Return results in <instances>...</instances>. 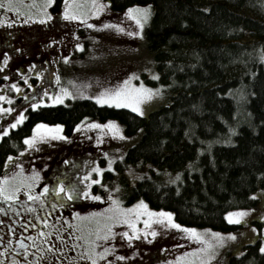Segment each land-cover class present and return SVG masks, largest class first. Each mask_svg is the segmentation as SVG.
<instances>
[{
    "label": "trees",
    "instance_id": "trees-1",
    "mask_svg": "<svg viewBox=\"0 0 264 264\" xmlns=\"http://www.w3.org/2000/svg\"><path fill=\"white\" fill-rule=\"evenodd\" d=\"M103 1L116 12L151 6L143 36L161 75L159 88L173 94L170 104L148 116L90 98L29 108L0 140V178L37 123L62 124L71 135L81 121L116 120L127 136L141 132L125 164L116 165L125 174L124 204L143 200L186 227L235 230L226 214L256 207L264 190V0ZM63 7L50 13L60 17ZM45 75L30 81L29 100L53 92ZM105 180L114 179L107 174ZM260 241L226 264H264Z\"/></svg>",
    "mask_w": 264,
    "mask_h": 264
},
{
    "label": "rangeland",
    "instance_id": "rangeland-1",
    "mask_svg": "<svg viewBox=\"0 0 264 264\" xmlns=\"http://www.w3.org/2000/svg\"><path fill=\"white\" fill-rule=\"evenodd\" d=\"M27 1H29L30 7L25 9L27 10L26 16L27 18L31 16L32 21L29 22L28 29L23 28V32L19 34L21 38L27 31L35 42L41 39L45 40L44 44L46 41L49 43L55 41L56 43L49 46L40 44L36 49L33 46V50L28 48L22 54L16 53L15 45L9 51H0V73L3 74V77H7L0 84V96L4 97L3 100H0V103L6 102V105L2 106L1 109H14L10 113L0 112V133L8 129V134L11 130L8 125L15 121L20 112L25 115L26 111L32 108L30 105L33 103L37 107L57 105L52 103V99L55 98V93H59L63 88H67L72 93V96L63 97V103H65L68 99H93L92 97L99 96L104 90L123 86L124 82L128 81L127 87L129 89L139 88L143 85L153 90L158 89L160 92V95H153L152 100L141 105L144 112L142 116H148L160 107L170 104L173 94L171 91L159 88L163 87L161 75L156 67L155 56L148 50L147 41L143 36V29L147 21L143 23V28H140L135 20L125 15L127 10L112 11L103 0H97V3L105 5L104 11L100 12L99 15H92V0H75L76 3L81 5L80 10L84 13V18L81 21H66L60 16L55 20L57 15L52 13L54 19L49 23L56 29L44 35L42 26L45 25L39 23L38 19L33 18V16L41 14L40 9L44 6L45 0H22L21 3H16L15 7L21 10ZM62 2L63 0L60 2L55 0V4L51 9H54L58 4H62ZM88 24L96 25V27L89 28ZM103 24L119 25L123 31H119L115 27L103 28L101 27ZM129 32H140L141 35H128ZM13 33L16 34L17 29H13L12 25L0 26V35L9 34L10 37ZM77 43L82 45L80 49L75 47ZM39 51H41V55L37 56ZM5 53L9 57L7 65L3 63ZM64 56L69 57L67 63L62 59ZM38 57L41 58V61L35 62L34 60H37ZM46 59L49 63L45 61ZM30 65H35L34 73L39 71L42 76L44 74H47L45 77L50 76L51 82L49 85L53 87L51 98L38 95L35 99H25V97L29 98L30 93L28 89L31 83L30 73L32 72L29 71ZM18 66H22L24 71L18 73ZM56 76L60 77L59 81L56 80ZM25 77L28 83H25ZM13 84L17 85L20 90L16 91ZM39 91L40 89L37 90V92ZM9 98H11V103H9ZM41 99L44 100L43 104L39 103ZM103 105L116 107L110 104ZM119 108L132 111L129 107L121 106ZM108 121L93 120L83 123V125L92 122L106 124ZM112 121H115L119 126V133L122 134L123 138L120 135L114 136L106 128H87L82 125L79 131L74 130L71 135L65 134L62 129V134L67 136L68 140H55L46 137L45 140L38 141L35 148L27 146L18 156L13 157L12 161H7L8 165L4 175L0 178V183H4L5 186L20 187L19 196L25 195L24 185L31 183L33 187L30 191L34 195L44 176L62 164H65L66 168L70 170L77 169L79 172H83L84 178L90 175V179H99L100 183L92 184L89 191L100 195L101 200L95 201L81 196V201L77 203L76 209L72 210L66 219L70 232L74 231L80 237L94 239L95 229L98 226L102 227L106 218L117 212V208L113 206V200L119 202V209L133 208L138 203L124 204L125 189L121 184L126 180L123 176L125 174L119 176L116 165L125 164L123 162L124 158H126L129 149L141 138V132H137L133 136H127L124 126L119 121ZM2 137H0V140ZM97 139L101 140L102 143L97 144ZM105 153H107V156H105ZM109 160L112 161L111 169L108 168ZM65 161H68V163H65ZM79 162H82L83 166L78 169L76 164ZM97 166L103 169L100 174L92 172V168ZM33 170L39 173V180L33 178ZM129 173L132 179L138 177L136 171ZM107 174L113 176L114 180L112 182L105 180ZM5 176L9 178L7 181H4ZM83 182L82 189L87 187L89 181L84 179ZM109 196L112 197V200L108 198ZM257 197L259 198L258 205L250 209H244L248 212V215L240 223H230L226 218L229 224L238 226L235 230L214 231L195 228L198 233L214 245L216 241L211 235L212 232H220L225 235L233 233L236 235L235 240L225 239L222 247L216 246V259L209 261L208 264H226L230 255L240 254L247 244H254L259 238L261 239L260 245L264 244V219H262L264 217V190H259ZM146 211L159 212L147 206V209L133 208V211L127 215L135 219L137 213H139L140 219L136 221V226L139 229H145L143 221L149 219L145 214ZM74 212L79 213L80 217H85V219L74 218L72 215ZM91 213H97L98 215L93 217L89 215ZM151 219L155 221L158 218L152 217ZM173 220L175 221L174 218ZM152 227L158 231L155 238L149 235L145 240L143 239L144 232H140L138 235L141 236V239L133 238L131 246H129L126 239H121L117 235L114 240L107 242L96 240L95 243L98 245L96 251H101V247L106 244L116 246L115 254L110 252L106 257V259L113 261L112 264H176L178 257L181 258V264H189V262L199 264L200 259H206L204 253L194 252L195 249L203 248L204 244L190 238L182 230L164 229L156 223H153ZM113 230L116 233L127 231L131 235V229L127 224H116L113 226ZM148 231H151V229H148ZM149 240L151 243L148 242ZM81 241L86 248L91 247V245L85 244L83 239ZM184 253H189V255L185 257ZM117 255L124 256L126 259L118 260L116 259ZM87 261L91 264L90 260Z\"/></svg>",
    "mask_w": 264,
    "mask_h": 264
},
{
    "label": "snow or ice",
    "instance_id": "snow-or-ice-1",
    "mask_svg": "<svg viewBox=\"0 0 264 264\" xmlns=\"http://www.w3.org/2000/svg\"><path fill=\"white\" fill-rule=\"evenodd\" d=\"M64 2V7L63 11L60 14L62 18L66 21H81L84 18V13L80 10L81 5L76 3L75 0H63ZM55 4V0H45L44 6L40 9L41 15L38 17V21L41 24H45L48 21H52L54 19L53 15L48 11L50 7H52ZM92 15H99L100 12L104 11L105 5L103 3H97V0H92ZM0 8H15V11L20 13V15H24V13L20 12V9L18 7H15L11 3V0H8V2L5 3H0ZM125 15L130 16L137 25L140 28H143V23L148 20V18L151 15V6L150 5H145L143 7L135 6V7H129L125 13ZM32 17H29V20H31ZM25 23H28L29 21H24ZM6 23L5 20H0V24ZM10 26V24L8 25ZM89 28H94L96 25L88 24L87 25ZM103 28H108V27H115L119 31H123L122 28H120L119 25H109V24H103L101 25ZM128 35H135V36H140V32H129ZM52 43H55L53 41ZM77 49H80L82 47L81 44L77 43L75 45ZM19 51V49H17ZM62 59L67 63L69 60L68 56L62 57ZM9 60V57L7 53L4 54V61L3 63L7 65ZM35 69V65H30L29 66V71H33ZM36 77L39 79L41 78V72L36 71L35 72ZM7 79V77H5ZM56 80L59 81L60 77L56 76ZM25 83H28L27 78L25 77ZM128 81L124 82L123 86H117L114 89H106L99 96H94L92 97L93 99L96 100L97 103L99 104H110V105H115L117 108L124 106V107H129L132 109L133 112H137L140 115H143V109L141 108V105L145 103L146 101H150L153 98V95H160L159 90H153L150 88H146L143 85H141L139 88H132L129 89L127 87ZM29 87H32L31 84H29ZM13 88L16 89V91H19V87L15 84H13ZM44 96L46 97H52L53 94L48 92L47 90H44L43 93ZM65 96H72V93L69 92L67 88L61 89L59 93H55V98L52 99V103L59 104L63 103V97ZM75 98V97H73ZM4 97L0 96V100H3ZM25 99H29L28 97H25ZM9 103H11V98H9ZM39 103L43 104L44 100L41 99ZM33 109L37 107L35 103L30 105ZM14 109L10 108H4L0 109V112L4 113H10L13 112ZM27 117L24 115L23 112H20L19 115L16 116L15 121L11 124L8 125V128L14 129L17 127L18 124H20L23 120H25ZM87 119V118H85ZM83 125V121L81 123L77 124L75 126V130L79 131ZM84 127L87 128H106L110 132L113 133V135H120L121 138H123L122 134L119 133V126L116 124L115 121L109 120L106 124H99L96 122H92L88 125H83ZM62 129L63 125L62 124H55V125H47L44 123H37L35 127L33 128V135L30 137L24 138L23 143L27 145L29 148H35L36 144L38 141H43L46 139V137H50L51 139L55 140H68L69 138L67 136H64L62 134ZM8 129H5L2 133H0V137L7 135ZM102 143L101 140L97 139V144ZM105 156H107V153H105ZM13 157L9 156L7 158V161H12ZM7 161L5 166H7ZM65 163H68V161H65ZM108 168H112V161L109 160L108 162ZM103 171L100 167H93L92 172H95L97 174H100ZM32 176L35 180H39V173L33 170ZM9 178L7 176L4 177V181H7ZM85 180L89 181L87 187L85 188H80L76 184H72L70 186H67L64 184L63 180H60L58 185H54L52 191L55 193L56 196H60L61 194L63 197L66 198L67 201L71 202L74 199H76L79 196H83L85 199H91L95 201L101 200L100 195L93 194L89 191L90 187L92 184H99L100 180L99 179H90V175L86 176L84 178ZM177 179H179V175H177ZM33 187V184L29 183L27 185H24L25 189V194L27 195V198L29 201L32 200H38L40 201L41 204L44 203L42 200V196L44 193H48L50 191L49 185L44 184L43 185V193H38L36 196H33L31 193V189ZM106 187V186H105ZM21 192L20 187L16 186H5L4 183H0V198H2L6 202H11V201H17L19 199V193ZM110 200H112V197H108ZM119 202L113 200V206L117 208V212L113 215H110L106 218L105 223L103 226H98L95 229V238L94 239H87L84 237H76L77 240L83 239L85 244L91 245V247L85 249L86 255H81L79 259L81 260H90L91 264H98L99 260H105L106 264H112V261H107L106 257L107 255L112 252L115 254V247L112 244H106L105 246L101 247V251L97 252L96 248L98 245H96L95 241L96 240H103L105 242L109 240H114L117 235L121 237V239H126L129 242V246H131V241L133 238L135 239H141V236L138 235L140 232H144L143 239L147 240V237L151 235L153 238H155L158 235V231L156 228L152 227L153 223L159 224L162 228L168 229V228H174L177 230H182L184 233H187L190 238L195 239L197 241H200L204 244L203 248L200 249H195L194 252L197 253H204L206 259H200L199 264H208L209 261L215 260V248L216 246H223L225 243V239L227 240H235L236 235L233 233H228V234H222L220 232H212L211 235L212 237L215 238V245L213 243H210L202 234L198 233L197 229L191 228V227H184L179 223H176L173 220V213L171 212H166L164 210H160L159 212H151V211H146V215L149 217V219H144L143 223L145 225V229H139L136 226V221L140 219V214L137 213L135 219L127 215L128 213H131L133 211V208H143L147 209V205L143 200L139 201L136 205L133 206V208L129 209H119L118 207ZM59 206L61 208L66 207L67 205L62 202H57V204L53 205ZM32 205L28 206V211H33ZM74 218H79V219H85V217H80L79 213H73L72 214ZM90 216H97V213H91L89 214ZM248 215V212L246 210H237L233 212H229L226 214V218L230 223H240L241 220H243L246 216ZM152 217H157L158 219L153 221L151 218ZM38 219H40L38 217ZM264 219V217H262ZM44 224H47L48 221L42 220L41 221ZM116 224H127L128 227L131 229V235L129 232L124 231L121 233H116L113 230V226ZM32 227H35V225H32ZM148 229H151V231H148ZM210 231V230H207ZM255 231V229H253ZM101 233H103L101 235ZM43 235V233H41ZM91 235V234H90ZM63 239V238H61ZM151 243V241H148ZM20 243V242H18ZM21 247H26L24 245H20ZM75 246V245H74ZM62 249H56V251H61ZM259 251L261 253H264V244H262L259 248ZM27 254V253H25ZM189 253H184V256L187 257ZM116 259L118 260H125L126 257L124 256H116ZM176 264H181V258L178 257L176 260ZM191 264V262H189Z\"/></svg>",
    "mask_w": 264,
    "mask_h": 264
},
{
    "label": "flooded vegetation",
    "instance_id": "flooded-vegetation-1",
    "mask_svg": "<svg viewBox=\"0 0 264 264\" xmlns=\"http://www.w3.org/2000/svg\"><path fill=\"white\" fill-rule=\"evenodd\" d=\"M5 2H8V0H0V3ZM21 2L22 0H11V3L15 6L16 3ZM29 7L30 3L27 1L24 8L20 10L24 15H20V13L16 12L15 8H0V20L6 21V23L0 24V26H8L10 24L13 29H17V33L11 34L10 37L9 34L0 35V51H9L15 45L16 53L22 54L24 51H27L28 48L33 50L35 47L36 49L40 44L45 46L52 45V43L48 41L44 44L43 42L45 40L41 39L35 42L27 31L22 35L23 38L19 35L23 32V28L28 29V24L32 21L26 16L27 10L25 9ZM50 9L51 7L48 9L49 12ZM40 15L36 14L33 18L38 19ZM57 18L58 17L55 16V20ZM26 20L29 22L25 23L24 21ZM49 22L50 21L45 23L44 27L42 26L44 35L56 29L54 26H51ZM17 49H19V51H17ZM40 55L41 51L37 53V56ZM34 61L39 62L41 58L38 57V59ZM45 61L48 62V59ZM22 70L24 71V68L18 66V73ZM30 75L31 80L36 77L33 71ZM4 79L5 77L0 73V84ZM4 105H6V102L0 103V109ZM89 162H91V160H89ZM82 166V162L76 164L78 169ZM66 167L65 164L57 166L49 174L44 176L41 183L37 186L35 194L33 195V192H31L33 196H36L38 193H43V185L48 184L50 191L43 194V204L38 200L29 201L28 198H26V194L24 195L25 197L21 195L17 201L11 202H6L0 198V264H89L86 259H79L81 255L87 254H85L86 247L81 240L76 239L79 234L74 231L70 232L69 225L66 222L70 212L75 210L77 203L81 201L80 197L82 195L69 202L62 194L56 196L52 191L54 185H58L60 180H63L64 184L67 186L76 184L78 187H82L84 183V173L79 172L77 169L70 170ZM57 202L65 203L67 206L63 208L59 206L54 207L53 205L57 204ZM29 205H32L33 211H28ZM38 217L40 219H38ZM42 220H46L48 223L44 224L41 222ZM32 225H35V227H32ZM41 233H43V235H41ZM21 244L26 247H21ZM56 249L62 250L56 251ZM106 260L111 261L108 259ZM98 264H106V261L99 260Z\"/></svg>",
    "mask_w": 264,
    "mask_h": 264
}]
</instances>
